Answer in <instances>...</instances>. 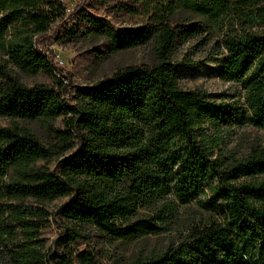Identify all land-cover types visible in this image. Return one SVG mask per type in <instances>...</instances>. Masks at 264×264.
<instances>
[{
	"label": "trees",
	"instance_id": "16d2710c",
	"mask_svg": "<svg viewBox=\"0 0 264 264\" xmlns=\"http://www.w3.org/2000/svg\"><path fill=\"white\" fill-rule=\"evenodd\" d=\"M93 3L144 22L116 28L90 13ZM184 12L218 27L216 54L224 56L218 77L244 91L246 109L235 122L264 132V0H77L68 14L62 0H0V52L6 57L0 61V119L11 121L0 126L1 264H47L53 257L54 264H99L94 250L75 247L85 226L113 240L158 234L164 228L154 220L165 223L175 214L169 197L186 205L207 188L212 200L202 206L218 212V220L193 224L176 246L130 264H264V149L252 148L237 160L208 152L216 142L204 126L232 117L214 95L177 84L172 53L204 30L173 21ZM87 38L102 39L98 60L152 44L157 63L118 69L71 96L49 47ZM9 65L50 82L28 87ZM59 118L62 126L55 124ZM15 121L41 122L51 146ZM50 148L73 151L49 169ZM175 166L179 173L172 179ZM59 198L68 199L56 211L65 220L55 242L69 249L63 258L31 246L33 219L47 213L25 203ZM147 208L154 217L138 218Z\"/></svg>",
	"mask_w": 264,
	"mask_h": 264
},
{
	"label": "rangeland",
	"instance_id": "374dc122",
	"mask_svg": "<svg viewBox=\"0 0 264 264\" xmlns=\"http://www.w3.org/2000/svg\"><path fill=\"white\" fill-rule=\"evenodd\" d=\"M62 2L67 10H72L77 0H62ZM88 10L95 16L110 21L119 29L136 27L144 22L141 19L143 16L140 15L135 17L121 16V14L111 15L97 3H93V7ZM66 14L68 13L66 12ZM178 19L182 22L198 24L204 28L203 32L189 38L185 43L177 44L172 53L171 63L174 65L179 88L184 91L201 90L214 95L216 102L223 104L232 117L230 123L221 126H204L205 136L216 142V146L209 148L208 152L213 153L216 157L221 155L237 160L244 158L252 148L264 149V132L262 130L235 122L236 116L246 109L243 101V89L237 83L224 82L218 77L224 59L223 55L216 54L220 49V30L208 20L190 12L178 13L174 16L173 21H178ZM103 45L101 38H87L76 43L53 44L49 47L56 56V65L61 67L60 73L66 77L63 78L64 81L65 79L68 81L65 82L69 84L68 92L71 96L74 95L73 92L76 91V88L94 84L118 69L128 66H151L157 63L152 44L116 52L98 60L95 57H103V52L100 53V51H104ZM3 60H6V57L0 52V61ZM97 60L98 62H96ZM8 69L19 78L22 84L28 87L37 83L49 84L50 82L44 75H24L11 65L8 66ZM74 102H79V99ZM10 122L8 119H0V126L5 127L11 124ZM15 123L30 130L46 146H51L52 141L41 122L15 121ZM55 124L62 126V119H57ZM50 151L52 154L44 165L53 169L54 164L61 158L70 155L73 149L50 148ZM178 173L179 168L175 166L172 179H175ZM207 184L215 186L213 181H208ZM205 193L206 195L199 194L186 205H180L174 201L173 197H169L167 203L173 206L175 214L165 223H157L154 220L156 225L164 228L158 234H148L132 240H113L95 228L85 226L82 229L83 237L75 247L80 250H94L99 264H130L135 260L144 261L155 258L168 247L179 244L187 236L188 229L193 224L203 225L219 219L218 212L213 213L202 206L203 202L212 200L209 188L205 190ZM67 200V198H59L45 202L32 200L25 202L27 205H31L33 210L37 212L43 210L47 213L46 215L40 214L38 218L33 219L36 228L35 233L30 237L31 246L37 248L41 253L58 254L63 258V255L66 256L69 252L68 248H62L55 243L62 236L65 226V220L57 216L56 211ZM2 203L14 202L4 200ZM152 217H154V213L150 208L140 209L138 213V218L150 219ZM0 230H2L1 227ZM1 233L2 231H0ZM6 243L11 248L9 242L6 241ZM0 252L5 253V248L0 246ZM54 258L47 259V264H54ZM2 262L0 261V264Z\"/></svg>",
	"mask_w": 264,
	"mask_h": 264
},
{
	"label": "built area",
	"instance_id": "2783aa9c",
	"mask_svg": "<svg viewBox=\"0 0 264 264\" xmlns=\"http://www.w3.org/2000/svg\"><path fill=\"white\" fill-rule=\"evenodd\" d=\"M65 9H66V8H65ZM71 11H72V10H67V9H66V12H67V13H70Z\"/></svg>",
	"mask_w": 264,
	"mask_h": 264
}]
</instances>
